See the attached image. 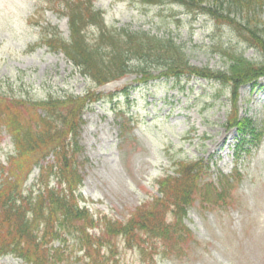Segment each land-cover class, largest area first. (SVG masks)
I'll list each match as a JSON object with an SVG mask.
<instances>
[{
	"label": "rangeland",
	"instance_id": "obj_1",
	"mask_svg": "<svg viewBox=\"0 0 264 264\" xmlns=\"http://www.w3.org/2000/svg\"><path fill=\"white\" fill-rule=\"evenodd\" d=\"M94 4L104 12L109 27L173 37L184 46L192 66L226 70L227 60L214 49L217 41L238 46L253 61L261 60L258 51L237 43L228 26L218 29L208 14H191L178 5L145 6L138 0H94ZM62 9L50 0H0V88L9 96L32 100L84 95L91 89L116 93L83 114L79 192L86 200L81 204L96 217L126 220L137 206L158 195L157 179L172 174L176 161L208 163L206 181L219 172L230 174L235 167L240 172L229 205L198 200L189 208L184 223L193 241L186 242L181 256L159 255L154 263L150 255L128 249L117 237L112 240L115 248L101 252L108 264H264V78L254 87L241 86L237 103L230 100L229 87L199 77L143 83L131 73L98 87L62 52L40 45L51 27L65 38L70 36ZM160 72L151 69L154 76ZM234 104L240 117L247 119V128L261 133L245 143L249 152L238 160L234 155L238 131L228 126ZM244 137L250 141L247 134ZM12 151V139L4 131L0 162ZM51 161L50 157L44 164ZM37 173L36 169L28 186ZM157 248L162 251L163 243L158 242ZM0 264L25 263L8 255L0 256Z\"/></svg>",
	"mask_w": 264,
	"mask_h": 264
},
{
	"label": "trees",
	"instance_id": "obj_2",
	"mask_svg": "<svg viewBox=\"0 0 264 264\" xmlns=\"http://www.w3.org/2000/svg\"><path fill=\"white\" fill-rule=\"evenodd\" d=\"M50 1L63 8L70 36L65 38L51 27L42 35V43L52 52H63L96 86L131 73L142 82L163 76L175 83L201 77L229 87V98L237 103L241 86L256 85L264 77V0H139L145 5H179L191 14H208L218 29L228 26L237 43L260 54L261 60L253 61L238 51V46L217 41L215 52L228 63L226 70L218 71L192 66L184 46L171 36L109 27L94 0ZM151 69L161 72L154 76ZM111 96L91 89L84 95L32 100L9 96L0 88V136L5 131L13 142V151L0 163V255L19 256L26 264H72L80 261L77 254L83 251L90 260L84 264H102L101 260L108 264L99 249L112 248L113 238L120 237L127 248L150 255L155 263L159 255L181 256L186 242L193 241L184 221L198 200L225 205L233 201L232 193L240 182L237 167L230 174L219 172L206 181L208 163L176 161L172 174L157 179L158 195L137 206L128 219H95L80 205L84 197L79 193L83 182L79 138L84 111ZM235 105L228 126L241 134L235 147L238 160L249 152L245 143L254 142L261 133L247 128V119L240 117ZM49 156L52 161L43 164ZM35 168L38 174L27 186ZM101 225L99 235L90 232ZM55 242L58 247H53ZM158 242L163 243L162 251ZM70 248H75V257Z\"/></svg>",
	"mask_w": 264,
	"mask_h": 264
}]
</instances>
